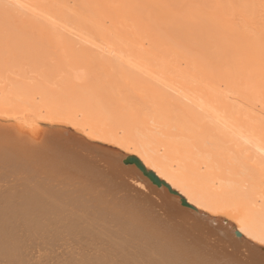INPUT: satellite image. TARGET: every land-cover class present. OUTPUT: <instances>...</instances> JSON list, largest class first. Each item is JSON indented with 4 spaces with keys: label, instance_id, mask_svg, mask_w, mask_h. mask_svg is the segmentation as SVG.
I'll use <instances>...</instances> for the list:
<instances>
[{
    "label": "bare ground",
    "instance_id": "obj_1",
    "mask_svg": "<svg viewBox=\"0 0 264 264\" xmlns=\"http://www.w3.org/2000/svg\"><path fill=\"white\" fill-rule=\"evenodd\" d=\"M2 1L9 7L0 5V25L22 27L20 40L29 43L33 35V44L53 40L61 46L59 51L63 49L69 58L76 55L74 58L81 59L91 71L116 62L122 76L101 72L108 84L92 86L86 96L73 87L72 97L80 101L74 99L71 107L62 104L60 91L55 96L44 83L46 87L17 86V96L14 92L0 96V116L12 109L29 110L37 118L87 126V137L131 151L129 155L140 159L198 210L212 217L225 214L232 223L224 219L210 229L206 221L181 208L164 186L157 190L132 166L122 168L117 153L104 152L95 165L74 154L76 148L70 141L57 139L56 145L51 144L55 138L47 137L49 128L39 130L33 121L23 122L31 131L29 136L3 125L0 264H264V252L255 251L232 234L235 229L250 242L264 243V220L253 223L227 210L243 205L261 211V218L264 215V117L259 116L264 109L259 114L254 110L257 100L264 106V9L257 7L259 2ZM24 9L30 10L26 18L19 15ZM14 15L22 19H8ZM68 27L76 30L77 39L55 32ZM147 40L154 42L149 53H145L148 47L144 48ZM118 43L123 48L118 49ZM170 58L190 60L185 74H180L182 91L170 86L180 96L166 92L165 83L162 88V83L156 85L140 73L152 65L153 73L162 75L172 66ZM132 89L142 93L136 105L129 103ZM104 90L112 94L113 101ZM117 93L124 94L123 98L119 95L123 105L117 102ZM35 94L42 103L33 101ZM13 96L22 97V101ZM151 101L156 108L151 104L154 109L144 112ZM106 104L120 111L117 117L110 116L113 122L116 119V124L131 131L132 126L152 130L162 139L161 144L187 158L189 165L184 166L195 173L203 167L201 176L195 179L190 169L174 168L168 158L158 156L143 142L114 136V123L110 117L102 118L107 113L82 122L74 118L75 108H84L89 114L92 108L100 110ZM107 124L113 125L108 128ZM244 143L253 150L247 156L242 154Z\"/></svg>",
    "mask_w": 264,
    "mask_h": 264
},
{
    "label": "rangeland",
    "instance_id": "obj_2",
    "mask_svg": "<svg viewBox=\"0 0 264 264\" xmlns=\"http://www.w3.org/2000/svg\"><path fill=\"white\" fill-rule=\"evenodd\" d=\"M256 1V3L257 2H259V4L257 3V7H259L260 9H264V0H255ZM2 3V4H1ZM212 3V0H209V2H208V5L209 4H211ZM5 4V2H1V0H0V5H4ZM8 4V3H7ZM10 4V3H9ZM7 7H9V5H4V8H7ZM29 9H30V7H28ZM29 9H24V10H26V11H24L23 10V12L22 11H20L21 13H19V15H20V17H22V16H25V17H22V18H26V14H27V12L28 13H30V10ZM26 13V14H25ZM24 14V15H23ZM38 15H40V16H43V14L42 13H40V12H38L37 13ZM19 15H17V16H13V17H10V18H8V19H22V18H18V16ZM22 15V16H21ZM1 16H3V15H1L0 14V18H1ZM5 16V15H4ZM40 16H38V17H40ZM6 17V16H5ZM28 17V16H27ZM4 18V17H3ZM41 18V17H40ZM39 18V19H40ZM2 19V18H1ZM6 19V18H5ZM41 20H43V19H41ZM55 27L56 26H58V23L57 22H55V24H53ZM8 25H6V27L5 26H3V25H0V69H2V70H0V96L2 95H4V93H9L8 95L9 96H12V95H14V93H15V91H16V89L17 88H19L20 86H24V84H25V86H30V87H33V84H36V85H38V86H40L41 84V86H44V87H46V89H48L51 93H53V94H55V96L56 95H59V91H60V95L59 96H61L62 98H60L62 101V104L64 105L65 104V106L66 107H71V105L74 103V99H75V101H76V103H78L77 101H80V99H79V97H72V96H74L73 95V89H75V88H73V87H76V88H80L79 90H81V92H83L82 94H84L85 96L86 95H89V93H88V91L90 92L91 90V87L93 86V87H97L98 85H101L102 87L105 85L106 86V84H108L107 82H106V78H105V74H111V75H113L114 77H121L122 75L120 74L121 72H120V69H119V67L118 68H116V64L114 63V62H112V61H109L110 63L112 62V64L109 66V68L107 67L106 69L104 68H100V67H97V69H94V70H88V68H87V66L85 65V64H83L82 62H81V59H78V57L77 58H74V57H72V58H69V56L68 55H66V52L65 51H63V49L61 50V51H59L60 50V47L61 46H59V44L58 43H56L55 41H53V40H48L49 42H46L45 44L43 43V44H41V42L40 43H38L37 41H36V43L35 44H33L34 42H33V38H35L34 37V35L31 37V39H30V42L28 43V41L26 42V40L25 41H22V40H20L19 38H18V36L20 35V33L18 32V31H20L21 29H22V27H19V29H16V28H18V27H14L13 25H10V26H8ZM1 27H2V29H1ZM11 27H13V28H11ZM14 28L16 29V30H14ZM24 29V28H23ZM57 30H59V29H57ZM55 31L57 34H59V33H61L62 32V34L64 35V36H67L68 38H75V39H77V37L78 36H76L75 34L77 33L76 32V30L75 29H73V27H68L66 30H61V31ZM10 33H9V32ZM17 31V32H16ZM22 31V30H21ZM23 31H25V30H23ZM4 32H6V35H5V33ZM10 34V35H9ZM12 34V35H11ZM16 35H17V37H16ZM50 35V34H49ZM13 37L14 36V38H10V37ZM7 38V39H6ZM18 38V39H17ZM10 39V40H9ZM11 39H13L12 41H11ZM15 39H16V41H15ZM32 41V42H31ZM25 42V43H24ZM147 43H145L146 45H144V48H146L147 49V47H148V49H147V51L145 52V53H149L150 51H152V49H153V47H154V42L152 41V40H147L146 41ZM56 43V44H55ZM26 44V45H25ZM119 44V43H118ZM118 44L116 45L117 46V48L119 49V48H123L120 44H119V46H118ZM28 45H31V46H28ZM35 45V46H34ZM42 45V46H41ZM23 46V47H22ZM39 46H41V47H39ZM47 46V47H46ZM16 47L18 48V49H16ZM20 47V48H19ZM38 47H39V49H38ZM44 50H43V49ZM48 48V49H47ZM46 51V52H45ZM135 54V53H134ZM8 55V56H7ZM132 56V55H131ZM171 58H173V57H171ZM169 59L170 61H168V63L169 64H172V66H170L169 65V68H167V70H165V73H163L162 75H156L155 73H153V70H154V66H152V65H146V67L148 68H146V73L145 72H140L141 74H142V76L143 77H147V78H149V77H151V79L154 81V83H156V85H159V86H161V83H162V88H163V86L166 84V86H164V90L166 91V92H168L169 94H175L176 96H180V94H178V93H180V86H182V77L183 76H180V74L181 73H183V75L185 74L184 72H186L185 71V69L187 70V67L189 66V62H190V60L188 59V58H180V60L178 61V62H176V61H174L173 59ZM136 59V58H135ZM9 61L8 63H9V65L8 64H6L5 62H7V61ZM74 60H76V61H74ZM152 60V59H151ZM150 60V61H151ZM5 61V62H4ZM149 60H146L145 61V63L147 62H150ZM153 61V60H152ZM151 61V62H152ZM113 63H114V66L112 67V65H113ZM3 64V65H2ZM58 64H60V66L58 65ZM127 64V63H126ZM178 65H180V68L178 67ZM59 68H58V67ZM85 66H86V68H85ZM173 66H176L175 68L173 67ZM3 68H6V69H3ZM85 68V69H84ZM153 68V69H152ZM173 68V69H172ZM177 68H179V69H177ZM99 69H102V70H99ZM181 69H183V71H181ZM5 70V71H4ZM52 70V71H51ZM55 70V71H54ZM76 70V71H75ZM135 71H136V69H134ZM133 70V72H135ZM53 71H54V73H53ZM104 71H107V72H104ZM168 71H169V73H168ZM173 71H176V72H174V73H172ZM2 72H3V74H2ZM50 72V73H49ZM53 74H52V73ZM104 72L105 74H102V73ZM172 74H171V73ZM113 73V74H112ZM167 73V74H166ZM48 74H49V76H48ZM107 74V75H108ZM115 74V75H114ZM175 74V75H174ZM47 77H45V76ZM51 75V76H50ZM178 75H179V77L180 78H178ZM182 75V74H181ZM68 76V77H67ZM95 76H97L96 78H94ZM141 76V75H140ZM171 76V77H170ZM67 77V78H66ZM74 77V78H73ZM98 77H99V79H98ZM102 77H103V79H102ZM170 77V78H169ZM49 78V79H48ZM93 78V79H92ZM105 78V79H104ZM78 79V80H77ZM102 79V80H101ZM68 81H70V84H71V86H68V83H66V82H68ZM170 81H172V83L170 82ZM86 82H87V84H86ZM46 85H44V84ZM163 83H165V84H163ZM177 83V84H176ZM179 83H180V85H179ZM67 85V86H66ZM89 85V86H88ZM97 85V86H96ZM172 85V87H174L175 89H176V91H178V93H176L174 90H172L171 88L172 87H170ZM18 86V87H17ZM24 86V87H25ZM27 86V87H28ZM35 86V85H34ZM168 86L170 87L169 89H168ZM17 87V88H16ZM51 87V88H50ZM70 87V88H69ZM92 87V88H93ZM122 88H124L125 90H126V88L125 87H123V86H121ZM166 87H167V89L170 91V90H172V91H168L167 89H166ZM15 88V89H14ZM173 88V89H174ZM179 88V89H178ZM86 90V91H85ZM88 90V91H87ZM2 91V92H1ZM55 91V92H54ZM72 91V92H71ZM182 91V90H181ZM14 92V93H13ZM58 92V93H57ZM108 92V90L106 91V90H104V95L107 97L108 96V98L110 99V102L111 101H113V100H111L112 98H113V96H109V95H112L111 93H107ZM133 92V93H132ZM132 94L130 93L129 94V97H128V99L130 100H128L129 101V103H132L133 101L134 102H136V103H132V105H136L137 104V102H141V100H140V98H139V95H140V93L141 92H139V91H136V89H132ZM173 92H175V93H173ZM10 93H12V94H10ZM88 93V94H87ZM91 93V92H90ZM136 93V94H135ZM72 94V95H71ZM118 94V93H117ZM115 94L116 95V97L115 98H117L118 100H117V102L120 104V105H123L124 103H123V101L122 100H120V96L123 94ZM142 94V93H141ZM15 95L17 96V94L15 93ZM114 95V94H113ZM120 95V96H119ZM117 96H119V97H117ZM123 96H124V94L122 95V97L121 98H123ZM14 98H17V97H15V96H13ZM34 97V99H33V101L36 103V104H38V102L39 103H42L41 101H43L42 100V98L40 97V96H38V95H34L33 96ZM132 98V99H131ZM20 99H22V97H20L19 96V98H17V99H14L15 101L16 100H18L17 102H19V101H22V100H20ZM77 99V100H76ZM79 99V100H78ZM66 100V101H65ZM63 101H65L64 103H63ZM66 102L68 103L69 102V106L68 105H66ZM116 102V103H117ZM150 103V107L148 106V108H146V106H145V108H144V112H147V111H150L151 112V110H153L154 108L153 107H155V106H157L156 104H154L155 102H153V101H151V102H149ZM254 103H256V101H254ZM259 103V104H258ZM115 104V103H114ZM151 104H153V107H152V105ZM24 105V104H23ZM107 105V104H106ZM105 105V106H106ZM132 105H128L129 106V108L130 107H132ZM146 105H147V102H146ZM155 105V106H154ZM105 106H101V109L99 110V109H93L92 108V110H93V112L95 113V114H98L99 116L98 117H96L95 118V114L93 115V112L91 113V112H89L88 111V113L89 114H87V111L84 109V108H75V110H74V118L77 120V121H80V122H82L83 120H85V119H91V118H93L94 117V119H97V118H100V117H102L104 114H106V116L104 115L102 118L103 119H108L109 120V117L111 116H115L116 115V117H117V114H119V110H117L116 109V107L115 106H113V104L112 105H107L109 108H107V106L105 107ZM110 106H112L111 107V109H110ZM141 106H142V104H141ZM263 106V105H262ZM261 106V104H260V101L259 100H257V103L254 105V110H257V111H255V112H257L258 114L259 113H263V107ZM113 107H115V109L113 108ZM143 107H144V105H143ZM142 107V108H143ZM103 108V109H102ZM105 108H107V110L105 109ZM156 108V107H155ZM69 109V108H68ZM72 109V108H71ZM16 111V112H14V111ZM73 110V109H72ZM72 110H70L69 109V111H72ZM88 110H90V108L88 109ZM99 110V111H98ZM114 110V111H113ZM201 110V109H200ZM200 110H198V111H200ZM263 110V111H262ZM11 111V113L9 114V112L7 113V114H5V115H2V116H0V126H5V127H7L8 126V128L9 129H14V130H16V131H18V132H22V133H24V134H26V135H30L31 134V131H30V129L26 126V124L25 123H23V122H30V121H33V123H36L40 128H39V130H42V129H47V128H51V127H59V128H70L71 130H73L74 132H76V133H78V134H80V135H83L84 137H86V139H88V140H90V141H93V142H97V143H101V144H105V145H108V146H110V147H112V148H114V149H116L119 153V155L121 156L120 157V159L121 158H123L125 155H129L130 153H131V151H127L126 149H122L121 147H119V146H116V145H114L113 143H108V142H105V141H102V140H97V139H93V138H91V137H87V134H88V131L87 130H89L88 128H87V126H85V127H82V126H71V125H69L68 123H66L65 121H57V119L56 120H50V119H44V118H42V117H39V118H37V117H34V116H32V114L30 113V111L29 110H23V111H21V110H15V109H12V110H10ZM14 113H13V112ZM19 111H21L22 113H20ZM25 111V112H24ZM104 111V112H103ZM107 111V112H106ZM111 111V112H110ZM113 111V112H112ZM118 111V112H117ZM117 112V113H116ZM104 113V114H103ZM110 113V114H109ZM115 113V114H114ZM201 113H202V110H201ZM89 116L88 118H87V115ZM101 114V115H100ZM109 114V115H108ZM112 114V115H111ZM260 115H263V117H264V114H259V116ZM76 116V117H75ZM92 116V117H91ZM91 117V118H90ZM110 117V120L112 119ZM28 118V119H27ZM28 120V121H27ZM112 121V120H111ZM113 122V121H112ZM104 123V122H103ZM114 127L111 125V124H107L106 126H108V128H109V125H111L112 126V133H113V135L114 136H116V137H118V138H122V137H125V138H129L131 141H135V142H143V143H145L148 147H150L151 149H154V150H152V151H154V153H156L158 156H162V157H166V158H168L169 159V161L173 164V166H174V168H178V169H183V170H185V171H187V169H190V170H188V171H191L190 173H192L191 174V176L193 175L194 177L193 178H198V177H200L201 175V172H203L204 171V169H203V167L201 168V169H198V168H196L197 170L196 171H198L197 173H195L194 172V170L191 168V167H189V168H187L188 166H184L185 164H187V165H189L188 163V161H186V159H184V158H181V157H178L174 152H172L168 147H167V145H164V144H161L162 143V139L161 138H159V136L158 135H156L152 130L150 131L149 129H142V128H140V127H138V128H136V127H131L130 129H133V131H131V130H129L128 128H126L125 126L124 127H122V126H120V125H118V124H116L117 123V121H116V119H114ZM24 126H23V125ZM105 124V123H104ZM13 126V127H12ZM21 126H23V127H21ZM42 128V129H41ZM84 128H87V129H84ZM11 129V130H12ZM156 130H159L158 128H156ZM227 130H229V129H227ZM129 131H131V132H129ZM87 132V133H86ZM128 132V133H127ZM130 133V134H129ZM134 133V134H136V135H134V136H132V134ZM138 139V140H137ZM164 139V138H163ZM253 140L254 139H256V138H252ZM129 140V141H130ZM165 141V140H164ZM165 143V142H164ZM166 144V143H165ZM228 147H229V145H227ZM242 146V154L243 155H248L251 151L253 152V150L251 149L252 147H251V145L250 144H248V143H244V145H241ZM249 147H250V149H249ZM171 152H170V151ZM167 151H168V153H167ZM130 152V153H129ZM169 154H170V156H169ZM188 156H190V154L188 155ZM140 160V159H139ZM252 160H250V162H251ZM250 162H248V163H250ZM141 163L144 165V163L141 161ZM128 166H132L140 175H142L141 174V172L134 166V164H129ZM144 167L146 168V169H148V170H151L152 171V169H150V167H146L145 165H144ZM183 167V168H182ZM194 168V167H193ZM154 172V171H153ZM194 172V173H193ZM200 172V173H199ZM155 173V172H154ZM199 173V175H195V174H198ZM146 181H147V183L149 184V186H151V187H154L155 189H157V190H160L161 189V187H157L155 184H152L149 180H148V178H146L145 176H142ZM195 178V179H196ZM200 179V178H199ZM199 179H197V180H199ZM264 185V184H263ZM163 187V186H162ZM174 190H176L175 188H174ZM179 194H181L179 191H177ZM182 195V194H181ZM183 197H184V195H182ZM185 198V197H184ZM187 200V199H186ZM179 206H180V204H178ZM181 208H184V207H182V206H180ZM179 207V208H180ZM237 207V208H236ZM241 207V208H240ZM248 207V206H247ZM246 207V208H247ZM245 206L243 207V205H234V207H231V208H227V210H229L230 209V212H232L234 215H237V214H240V215H242L244 218H247V219H251L252 220V222L254 223V222H263V220H264V215H263V213H262V218H261V215H260V212L261 211H254V210H251V208L249 209V208H245ZM234 209V210H233ZM246 211V212H245ZM248 211H250V213L248 212ZM254 213V214H252V215H249V214H251V213ZM257 212H258V214H257ZM263 212V211H262ZM246 215V216H245ZM254 215H257V217L258 218H256V216L254 217ZM215 217H220V218H223V219H226L227 221H229V222H231L232 223V221H231V219H229L225 214H221V213H219V215L218 216H215ZM227 217V218H226ZM259 218H261V219H259ZM256 219V220H255ZM250 220V221H251ZM258 220V221H257ZM259 220H261V221H259ZM263 224V223H262ZM234 226H236L235 224H234ZM244 236V235H243ZM245 237V236H244ZM252 242H254V243H256V244H258V245H262V246H264V243H260V242H256V241H252Z\"/></svg>",
    "mask_w": 264,
    "mask_h": 264
},
{
    "label": "water",
    "instance_id": "obj_3",
    "mask_svg": "<svg viewBox=\"0 0 264 264\" xmlns=\"http://www.w3.org/2000/svg\"><path fill=\"white\" fill-rule=\"evenodd\" d=\"M48 131L49 132L47 137L55 138L53 142L50 141L51 144L56 145L57 139L58 140L60 139V141L61 140L70 141V143L72 142L76 148V152L73 153L79 154L81 158L85 160L84 162H88V163L90 162L92 164L98 165L97 163V161L99 160L98 158H101V156L104 155V152L107 153L112 152L117 154L119 153L116 149L108 145L87 140L86 137L74 132L70 128L51 127L48 129ZM37 149L39 148H36L34 151H36ZM129 164H134V166L141 172L142 175L140 176H145L152 184H155L157 187L164 186L171 196L177 198L180 206L188 209L190 214L192 216L194 215L198 220L206 221L210 229L213 230L218 223L225 222L224 219L209 216L206 213L198 210L194 205L187 202V200L181 194H179L176 190L172 189L171 186L167 184L165 181L157 177L153 171L146 169L136 156L125 155L123 158L119 160V165L122 168L128 167ZM140 176H138V178H140ZM232 234L235 238H241L244 241H246L252 248H254L255 251L264 252V246L257 245L253 242L244 239L239 231L234 229L232 230Z\"/></svg>",
    "mask_w": 264,
    "mask_h": 264
}]
</instances>
